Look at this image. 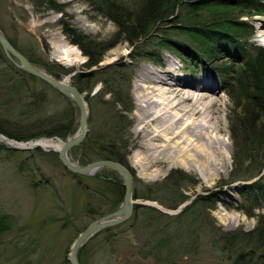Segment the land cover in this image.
<instances>
[{"label":"rangeland","instance_id":"374dc122","mask_svg":"<svg viewBox=\"0 0 264 264\" xmlns=\"http://www.w3.org/2000/svg\"><path fill=\"white\" fill-rule=\"evenodd\" d=\"M56 1L65 7L63 12L49 8L45 2L42 3L43 0H0V28L16 48L30 55L40 68L51 74L48 68L57 73L62 68L72 67L75 73L85 71L83 64L87 57L67 39L63 32L64 24H72L102 42L103 46L115 44L104 54L101 75L130 78L134 104L131 112L117 114L118 108H115L110 94L104 96L100 82L90 94L82 92L89 108L88 133L83 144L72 149L70 157L72 161L85 165L107 159V154L115 156L134 175L133 192L138 205L129 220L114 226L109 234H98L95 240L81 248L87 264H232L228 254L216 242V230L250 231L256 227L259 221L257 214L264 213V172L260 173L262 177L257 175L251 182H246L260 180V189L243 192L245 188L236 178L256 175V170L264 164V158L262 152L257 154L256 149L248 151V155L240 148V162L249 159L238 172L239 176H234L237 173L233 171V156L237 150L231 125L236 102L228 93L231 79L220 77L216 68L211 66L197 63L192 66L191 62L186 63L179 57L172 59V70L183 82L192 80L201 87L208 84L217 88L215 99L220 108L217 123L222 129L217 135V146L219 149L224 146L227 150V168L215 174L186 170L180 166L164 169L159 174L152 170L141 173L134 166L139 150L132 140L137 123L135 89L141 83L138 82L139 69L143 63H152L159 68L155 71L156 78L163 75L160 69L169 68L166 62V53L169 52L156 45L157 36L167 31L173 38L178 36L172 27H166L160 28L156 32L158 35L147 37L136 46L123 38L116 42L117 25L97 8L93 0ZM173 16H178L174 20L179 19L176 13ZM245 21L253 26L252 34L248 38L244 36L246 53L244 48L224 40V45H221L224 53L219 55L221 63L234 62L239 67L246 54H253V47H264V15L246 17ZM66 43L76 49L70 51V61L57 56ZM143 51L159 55L161 63L142 57ZM58 76L68 78L73 84L72 75ZM31 85L37 92L43 90L42 96L48 104L41 115L47 119L54 117L60 109L73 105L75 126L67 138L74 135L79 129L80 111L77 105L73 101L71 104L50 86L39 82ZM5 90L0 87V127L15 132L16 125L22 121L18 113L22 106L15 103L16 107L11 111L5 103ZM44 152L50 155L46 156L34 148L0 151V217L7 221L5 231L0 230V264H70V251L78 235L93 220L114 211L122 203L124 182L115 169L104 168L92 176L76 175L63 165L57 152ZM251 163L252 166L248 167ZM172 172L175 173L172 180H166ZM180 195L187 197L183 203L176 205ZM206 195L217 199L214 208L209 209L208 202L202 203ZM147 203L160 206L161 209L151 208L167 217L148 206L145 208L143 205ZM196 203V209L191 208L185 214L180 229L170 234L179 226L173 223L174 217ZM160 243L177 245L172 248V257L162 250L156 255L158 260L148 255L150 249Z\"/></svg>","mask_w":264,"mask_h":264},{"label":"trees","instance_id":"16d2710c","mask_svg":"<svg viewBox=\"0 0 264 264\" xmlns=\"http://www.w3.org/2000/svg\"><path fill=\"white\" fill-rule=\"evenodd\" d=\"M93 1L97 5V8L117 25L118 31L116 34L118 39L116 42L123 38L129 41L132 46H136L142 43L145 38L158 35L156 32L160 28L166 29V27H172L178 38H173L167 31L165 34L157 36L158 43L156 45L181 57L186 63L191 62L192 66L196 63L197 65L211 66L212 68H216L224 78L229 77L231 85L229 86L228 93L236 102V110L234 111L232 117L234 119H232L231 125L233 143L237 150L233 156L235 165L233 171L237 173L234 176H239L238 172L241 171L244 162L249 159L246 158L240 162V148L245 150V153L248 155V151L256 149L257 154L259 155L262 152L261 156L264 158V47H253V54H248L244 64L239 67L235 66L234 62L223 64V62L219 61V55L224 53L221 46L224 45L222 41L226 40L235 44V46L245 48L244 36L249 37L252 34L253 26L246 22L243 17L264 14V0ZM44 2L55 11L63 12L65 10V7L56 0H43L42 3ZM175 13L179 15L178 20H174L178 17L175 16L174 18L173 15ZM63 32L71 43L81 49L82 53L87 57V61L83 64V70L85 71L75 73L72 67L67 69L62 68L58 73H74L72 74L73 84L81 92L88 91V94L100 82L103 85L104 96L105 94H110L115 108H118L117 114L131 112L134 104L130 93V78H127V80L122 77L113 78L101 75L103 69L101 62L104 59V54L115 44L103 46L102 42L78 30L72 24H64ZM26 55L31 59L30 55ZM140 56H142V53ZM142 57H148L158 64L162 61L159 55L148 54L146 51H143ZM31 60L35 62L33 59ZM48 70L54 75H59L52 68H48ZM33 82L50 86L45 81L15 66L0 47V87L2 86L7 91V101L5 103L8 104L11 111H14L16 107L15 103L22 106L21 112H18L22 121L16 125L15 132H9L1 127L0 131L20 141H29L44 136H57L66 139L72 133L75 126L73 105H70L69 108L64 107L63 110L60 109L50 119L43 117L41 114L47 109L48 103H46V100L42 96L43 90L41 92L34 90V87L31 85ZM53 89L56 90L55 88ZM56 91L59 92L58 90ZM60 94L71 103L72 100L70 98L62 93ZM10 108L7 110L9 111ZM36 150L46 156L50 155L41 148H37ZM0 151L15 152L19 150L0 142ZM0 158H2V155H0ZM106 158L119 161L115 156H111L110 154H107ZM249 166H252V163ZM263 168L264 164L256 170V175L252 177L236 179L237 181L241 180V182L254 179L255 176L260 175ZM174 175L175 173L172 172L166 180H172ZM243 186L245 188L243 192L260 189L261 182L260 180H256L248 184L243 183ZM122 193H124V190H122ZM186 197L180 195V198L176 200V205L183 203ZM216 201L217 199H212L211 196L206 195L202 203L208 202V208L212 209L215 207ZM198 203L184 208L174 217L173 223H178L179 226L172 230L170 234H174L180 229L182 221L186 216L185 214L191 208H195ZM136 206L138 207V205ZM143 206L147 207L146 205ZM147 208L157 211L149 206ZM157 212L167 217L161 211ZM250 214L256 216L252 212ZM257 217H259L258 224L250 231L243 229L223 231L221 228L216 230V242L228 254V258L231 259L232 264H264V213L257 214ZM2 218L0 217V220ZM191 223L193 224V220H191ZM212 224H214V221H212ZM6 225V219L1 220L0 230L3 231ZM112 230L113 227L104 232L109 234ZM175 230L176 232H174ZM95 239L96 237L93 238V240ZM174 247H177V245L160 243L159 245H154L148 252V255L156 258L157 254L166 251L165 254L168 257H172L174 254L172 248ZM160 250L162 251L159 252ZM82 253L80 250L78 257L83 264H87Z\"/></svg>","mask_w":264,"mask_h":264},{"label":"bare ground","instance_id":"6f19581e","mask_svg":"<svg viewBox=\"0 0 264 264\" xmlns=\"http://www.w3.org/2000/svg\"><path fill=\"white\" fill-rule=\"evenodd\" d=\"M72 50L76 51L66 43L57 56L70 61ZM172 59L178 57L166 53L169 68L160 69L163 75L158 78L155 76L159 69L157 66L152 63L140 66L138 82L141 83L135 89L137 123L132 138L139 151L134 166L141 173L152 170L159 174L176 166L200 173H219L227 168L229 155L224 146L222 149L217 146V135L222 131L217 123L220 112L215 99L217 88L208 84L201 87L192 80L183 82L172 70ZM0 138H3L1 133ZM65 141L58 137H40L28 142L10 143L56 151Z\"/></svg>","mask_w":264,"mask_h":264},{"label":"water","instance_id":"95a60500","mask_svg":"<svg viewBox=\"0 0 264 264\" xmlns=\"http://www.w3.org/2000/svg\"><path fill=\"white\" fill-rule=\"evenodd\" d=\"M0 44L7 55V57L20 69L23 71L34 75L41 80L47 82L49 85L57 89L63 95L67 96L77 105L80 111L79 118V129L77 132L66 139V141L62 144L60 149L56 150L58 153V157L63 165L72 173L92 176L96 172L100 171L103 168H113L118 171L124 182V197L121 205L115 209L114 211L106 214L105 216L92 221L76 238L74 241L70 255L69 261L70 264H83L79 257V251L81 248L86 245L90 240H92L95 236L100 234L101 232L112 228L118 224H121L127 220H129L134 213V206L136 201L134 200V192H133V181L134 175L132 172L122 163L112 160V159H101L89 162L85 165H80L70 158V152L76 146H81L87 136L88 133V114L89 108L88 103L84 94L72 83L66 81L65 78L59 79L54 75L50 74L48 71L40 68L34 62H32L26 55L20 52L8 39L5 33L0 28ZM3 140L10 144L12 147L20 149V150H28L32 147H22L18 145H13L10 141H15L20 143L15 139H10L8 141L7 137H5L2 133ZM45 151H50L46 150Z\"/></svg>","mask_w":264,"mask_h":264}]
</instances>
